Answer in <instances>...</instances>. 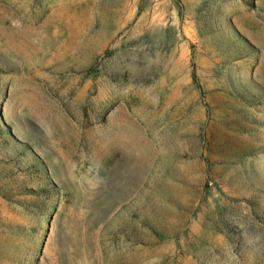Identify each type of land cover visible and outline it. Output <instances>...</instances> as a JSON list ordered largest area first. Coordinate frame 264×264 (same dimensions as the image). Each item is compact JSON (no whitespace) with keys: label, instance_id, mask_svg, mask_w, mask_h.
I'll use <instances>...</instances> for the list:
<instances>
[{"label":"rangeland","instance_id":"374dc122","mask_svg":"<svg viewBox=\"0 0 264 264\" xmlns=\"http://www.w3.org/2000/svg\"><path fill=\"white\" fill-rule=\"evenodd\" d=\"M0 264H264V0H0Z\"/></svg>","mask_w":264,"mask_h":264}]
</instances>
